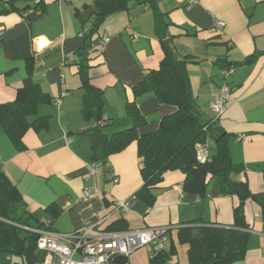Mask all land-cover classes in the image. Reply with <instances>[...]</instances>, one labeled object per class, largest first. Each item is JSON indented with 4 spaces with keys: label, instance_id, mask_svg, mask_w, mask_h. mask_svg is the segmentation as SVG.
Masks as SVG:
<instances>
[{
    "label": "crops",
    "instance_id": "1",
    "mask_svg": "<svg viewBox=\"0 0 264 264\" xmlns=\"http://www.w3.org/2000/svg\"><path fill=\"white\" fill-rule=\"evenodd\" d=\"M36 1L0 0V108L15 101L27 80L49 98L29 118L45 117L47 124L28 128L20 143H13L0 126V173L15 186L24 209L41 213L45 207L56 208L59 214L51 229L56 234L84 227L107 232L118 221L123 231L169 227L164 243L168 250L181 227H232L239 199L215 195L212 180L204 196L188 194L183 191L185 175L173 170L151 190L150 203L137 195L143 186L138 141L156 132L176 109L161 104L151 92L135 98L132 88L164 58L155 23L160 14L169 24L167 39L175 57L187 61L195 113L202 121H213L214 131L202 144L207 161L217 153V135L223 132L230 139V160L241 169L232 180L245 183L252 195H263L264 0H156L154 8L142 0H124L126 7L107 16L91 38L89 78L102 92L100 126L82 116L84 92L75 54L109 0H40L38 7ZM217 23L223 28L217 29ZM36 39H44L48 47L36 53ZM71 56L74 60L66 63ZM229 69L233 71L224 75ZM224 86L229 99L219 116L209 106ZM129 103L142 123L127 114ZM132 128L135 140L104 161L97 157L115 134ZM92 164L99 166L91 171ZM88 189L93 196L84 201ZM261 204L253 199L242 204L248 242L232 264H264ZM133 260L138 264L135 255ZM12 262L0 253V264Z\"/></svg>",
    "mask_w": 264,
    "mask_h": 264
},
{
    "label": "trees",
    "instance_id": "2",
    "mask_svg": "<svg viewBox=\"0 0 264 264\" xmlns=\"http://www.w3.org/2000/svg\"><path fill=\"white\" fill-rule=\"evenodd\" d=\"M155 2L156 0H142L149 8H154ZM40 5L41 3L37 7ZM125 5L124 0H109L107 10L96 16L91 29L84 37L86 41L84 47L75 54L84 92L81 113L84 118L92 117L98 126L104 124L103 99L102 92L91 85L89 78L88 62L93 60L91 38L107 16L124 9ZM37 7L35 9H38ZM155 23L164 58L158 69L148 72L132 91L135 98L151 92L161 104L172 106L176 111L161 120L156 132L138 141L143 186L137 195L149 202L147 197L152 199L151 190L156 188L162 175L168 171L179 170L185 175L183 183L185 193L204 196L206 187L212 180L215 195L236 196L240 203L233 210L232 227L186 226L178 229L176 235L177 242L187 246L188 264H232L243 256L248 242L242 204L247 199L259 201L262 203L264 217V194L252 195L245 183L232 180L231 175L239 173L241 169L230 160L228 151L230 139L223 132H218L215 156L210 161H197L198 148L214 131L213 121H202L195 113L194 99L186 72L187 61L177 59L173 53L170 39H167L169 24L160 14L155 15ZM48 99L37 85L27 80L18 90L15 101L0 108V126L13 143H20L21 136L31 126L47 124L45 117L32 122H29V118L35 115L37 104ZM133 103L127 105V114L136 124L142 123ZM135 139V128L119 132L107 142L106 148L102 147L97 152V157L104 161L109 154L122 150ZM104 150L106 152H103ZM58 214V210L53 206L43 208L41 213L24 209L15 186L0 173V253L8 254L12 258V264H38L43 261L44 254L36 247L39 236L33 230L51 232ZM123 230V222L118 221L113 223L107 232ZM169 251L174 254V245H171ZM163 263L164 257H160L150 260L148 264Z\"/></svg>",
    "mask_w": 264,
    "mask_h": 264
},
{
    "label": "built area",
    "instance_id": "3",
    "mask_svg": "<svg viewBox=\"0 0 264 264\" xmlns=\"http://www.w3.org/2000/svg\"><path fill=\"white\" fill-rule=\"evenodd\" d=\"M39 3L40 0L35 2L36 5ZM216 26L220 30L223 28V23H217ZM107 42L108 39H105L103 44ZM48 45L49 43L44 39H36L33 42L36 53L43 51ZM73 60V56L68 57L66 63H71ZM232 71L233 69H229L224 75ZM228 92L227 86L221 88L209 106L213 113L220 116L224 111L229 99ZM197 161H207L202 146L198 148ZM98 166V164H92L91 171ZM93 192L92 189L84 191L83 200L92 198ZM118 205L125 208L124 203L119 202ZM169 231V227L123 232H101L95 227H84L71 234L33 230L39 236L36 243L37 250L44 254L43 261L38 264H113V260L117 257L126 258L127 262L124 264H129V259L143 249H148L149 261L164 257L163 264H177L173 254L164 245Z\"/></svg>",
    "mask_w": 264,
    "mask_h": 264
},
{
    "label": "rangeland",
    "instance_id": "4",
    "mask_svg": "<svg viewBox=\"0 0 264 264\" xmlns=\"http://www.w3.org/2000/svg\"><path fill=\"white\" fill-rule=\"evenodd\" d=\"M167 245L169 247L170 245V240L168 239L167 241ZM173 245H174V255L178 260L177 264H186L187 261V255H186V249L187 246L184 244H179L177 242V239L174 238L173 241ZM146 251H148V249H146ZM145 250H140L137 251L134 255L136 256L137 260H138V264H148V260L150 258V255L146 253ZM188 263V262H187ZM130 264H137L134 263L133 257L131 258Z\"/></svg>",
    "mask_w": 264,
    "mask_h": 264
},
{
    "label": "water",
    "instance_id": "5",
    "mask_svg": "<svg viewBox=\"0 0 264 264\" xmlns=\"http://www.w3.org/2000/svg\"><path fill=\"white\" fill-rule=\"evenodd\" d=\"M127 262V259L124 257H117L113 260V264H124Z\"/></svg>",
    "mask_w": 264,
    "mask_h": 264
}]
</instances>
